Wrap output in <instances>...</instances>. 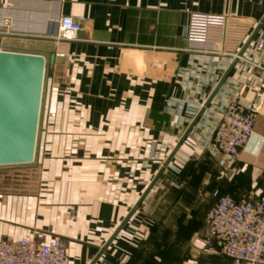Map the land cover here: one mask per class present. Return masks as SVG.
Returning a JSON list of instances; mask_svg holds the SVG:
<instances>
[{
	"label": "crops",
	"instance_id": "1",
	"mask_svg": "<svg viewBox=\"0 0 264 264\" xmlns=\"http://www.w3.org/2000/svg\"><path fill=\"white\" fill-rule=\"evenodd\" d=\"M192 13L234 16L224 48L186 39ZM62 17L76 40L57 41ZM0 31L9 51L55 56L44 95L59 114L37 194L0 208V240L60 238L68 264H232L206 217L215 194H264V74L249 63L264 61V0H0ZM228 103L257 119L234 162L209 149Z\"/></svg>",
	"mask_w": 264,
	"mask_h": 264
},
{
	"label": "built area",
	"instance_id": "2",
	"mask_svg": "<svg viewBox=\"0 0 264 264\" xmlns=\"http://www.w3.org/2000/svg\"><path fill=\"white\" fill-rule=\"evenodd\" d=\"M232 14L192 13L186 29L191 43L213 44L224 48L229 41ZM7 26V24H6ZM57 41L77 39L79 28L72 17H62ZM9 34L0 31V35ZM0 52L7 50L0 43ZM29 54V53H22ZM236 59H242L238 55ZM264 74V61L249 62ZM256 113L253 109L228 103L218 117L209 149L231 162L254 134ZM216 203L206 217L208 244L216 241L221 253L232 264H264V194L251 201H236L228 195L215 194ZM0 264H68L65 243L60 238L40 241L34 234L0 240Z\"/></svg>",
	"mask_w": 264,
	"mask_h": 264
},
{
	"label": "water",
	"instance_id": "3",
	"mask_svg": "<svg viewBox=\"0 0 264 264\" xmlns=\"http://www.w3.org/2000/svg\"><path fill=\"white\" fill-rule=\"evenodd\" d=\"M54 61L55 56L47 61L40 55L0 52V167L33 163L45 71Z\"/></svg>",
	"mask_w": 264,
	"mask_h": 264
},
{
	"label": "rangeland",
	"instance_id": "4",
	"mask_svg": "<svg viewBox=\"0 0 264 264\" xmlns=\"http://www.w3.org/2000/svg\"><path fill=\"white\" fill-rule=\"evenodd\" d=\"M48 81V72L45 71L43 92L41 99L36 152L32 164L24 166H3L0 167V208H10L13 212L15 205H20L19 199H28L35 196L42 182L41 167L37 166L38 154H40L49 138L56 136L59 131L57 122L59 114L56 109L47 108L44 95L45 82ZM58 114V116H57ZM28 201H26L27 203ZM24 203V202H23ZM22 203V204H23Z\"/></svg>",
	"mask_w": 264,
	"mask_h": 264
}]
</instances>
